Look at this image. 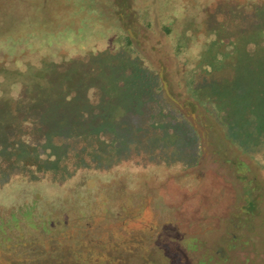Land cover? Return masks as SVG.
I'll list each match as a JSON object with an SVG mask.
<instances>
[{"label":"rangeland","instance_id":"rangeland-1","mask_svg":"<svg viewBox=\"0 0 264 264\" xmlns=\"http://www.w3.org/2000/svg\"><path fill=\"white\" fill-rule=\"evenodd\" d=\"M12 244L0 264H264V0H0Z\"/></svg>","mask_w":264,"mask_h":264},{"label":"trees","instance_id":"trees-1","mask_svg":"<svg viewBox=\"0 0 264 264\" xmlns=\"http://www.w3.org/2000/svg\"><path fill=\"white\" fill-rule=\"evenodd\" d=\"M194 2H196V0H194ZM198 3V2H197ZM200 3V2H199ZM195 9H198L197 8V6L195 7ZM201 37L203 38V37H205V36H203V35H201ZM127 41H129V39L127 40ZM176 48H178V49H180L179 47H176ZM185 56L188 58V59H192V60H194V59H202V57H205L206 58V56H207V54H205L204 56H203V54H202V51H200V52H197V50L195 51V50H193V49H189V51H185ZM208 60V59H207ZM145 73H147V72H145ZM148 74V73H147ZM146 74V75H147ZM201 77H202V80H207V78H206V76H205V78H204V76L203 75H200ZM4 250H0V254H10V253H6V252H3Z\"/></svg>","mask_w":264,"mask_h":264},{"label":"flooded vegetation","instance_id":"flooded-vegetation-1","mask_svg":"<svg viewBox=\"0 0 264 264\" xmlns=\"http://www.w3.org/2000/svg\"><path fill=\"white\" fill-rule=\"evenodd\" d=\"M129 37H130V35H129ZM186 107V105H180V110L182 109H184ZM192 127H194L195 128V126L193 125ZM244 224V223H243ZM241 236H242V234L241 235H239V236H233L232 237V239H239V238H241ZM3 242V241H2ZM17 246H19V244L17 245V244H12V247L11 248H4V252H6V253H11L12 251H13V249H16L17 248ZM223 251H222V248L220 247L219 249H218V255H219V257L220 258H222L223 257V253H222Z\"/></svg>","mask_w":264,"mask_h":264},{"label":"water","instance_id":"water-1","mask_svg":"<svg viewBox=\"0 0 264 264\" xmlns=\"http://www.w3.org/2000/svg\"><path fill=\"white\" fill-rule=\"evenodd\" d=\"M161 78V76H159ZM161 88L162 91L164 93V95L175 105H177L180 108V105L177 103V101L172 97V95L169 93L166 82L165 81H161Z\"/></svg>","mask_w":264,"mask_h":264}]
</instances>
